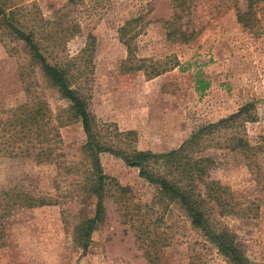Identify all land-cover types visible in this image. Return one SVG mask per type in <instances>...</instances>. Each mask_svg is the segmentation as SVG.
Masks as SVG:
<instances>
[{
  "label": "rangeland",
  "instance_id": "obj_1",
  "mask_svg": "<svg viewBox=\"0 0 264 264\" xmlns=\"http://www.w3.org/2000/svg\"><path fill=\"white\" fill-rule=\"evenodd\" d=\"M12 1L47 60L66 72L86 101L97 131L115 146L167 154L203 127L253 104L251 119L238 124L239 131L264 154V1L248 29L237 17L238 9L246 12V0H192L182 30L201 32L187 44L167 38L164 24L176 11L172 0H84L70 7L67 0ZM134 20L124 36L121 29ZM126 40L139 71L124 70L130 58ZM38 101L50 110L52 125L66 122L52 144L61 156L57 163H37L21 149L17 157L1 154L0 194L17 189L52 203L18 209L4 220L0 264H152L148 255L154 264H229L177 203L162 201L159 187L139 168L111 153L99 156L103 173L112 178L105 213L90 238L82 239L97 203L84 185L90 175L83 125L71 119L69 102L26 44L0 27V112L7 113L1 118ZM233 134L222 130L204 140L199 155L218 156L211 179L234 190L240 214L223 215L209 201L206 207L213 228L231 231L248 258L264 264V160L256 177L240 155L224 149ZM10 135L0 131V148ZM117 184L130 188L122 200L130 206L126 216ZM141 219L151 232L143 238L146 245L138 241L142 229L135 221Z\"/></svg>",
  "mask_w": 264,
  "mask_h": 264
},
{
  "label": "trees",
  "instance_id": "obj_2",
  "mask_svg": "<svg viewBox=\"0 0 264 264\" xmlns=\"http://www.w3.org/2000/svg\"><path fill=\"white\" fill-rule=\"evenodd\" d=\"M83 1L67 0V6H77ZM246 1V12H241L238 9L237 17L240 24L245 28L251 29L253 28L252 22L256 20L255 8L264 0ZM172 2L176 11L173 17L164 24L168 30L167 38L173 43L187 44L201 32L188 34L182 30V21L185 19L183 13L191 8L192 0H172ZM20 11L12 0H0V27H3L7 32L26 44L32 53L33 59L41 65L44 74L53 87L69 102L72 112L71 119L81 121L87 136L84 151L88 158L90 179L84 185H86L85 190L96 197L97 203L94 217L83 224L82 239L88 240L90 238L91 233L95 230L105 213V192L112 178L103 173L99 156L102 153H111L121 157L130 166L139 168L143 178L159 187L162 201L167 200L177 203L191 220L193 227L202 229L206 233L207 239L217 248L220 255L229 264H259L248 258L244 251L237 246L236 236L231 231L226 228H213L210 223V214L206 207V201L213 202L221 209L220 213L223 215H239L240 208H238V211L235 210L239 204L234 198V190L222 186L218 181L211 179V171L217 166L218 156L199 155L204 140L222 130L231 129L234 134L229 140L228 146L224 149L229 153L240 155L244 159L245 166L249 168L252 174L256 177H261L264 160L262 146L251 145L245 133L239 131V125L244 126V121L251 119L250 113L254 111L255 106L248 104L233 116L203 127L195 132L191 139L179 149L167 154H153L143 151L128 153L124 148L115 146L114 142H111L97 131L96 119L90 113L86 101L71 88L66 72L47 60L42 53V48L36 41L35 32H28L25 29ZM136 21L130 22L121 29L124 36L127 35V27ZM129 41H125L130 50V58L126 62L124 70L126 72L139 71L142 66L134 64L131 58L132 50ZM160 74V72H155L153 76ZM204 89L205 87H202V90ZM3 113L7 114L2 111L0 115ZM10 113H8L6 118H1L0 116V127H3L0 128V131L11 134L10 138L2 141L0 155L7 154L11 157H17L19 154L15 150L21 149L26 158L33 159L37 163L44 161L57 163L61 155L56 154L52 144L60 137L59 133L56 132L57 128L66 122L57 120L58 125H52L50 110L45 103L39 101L33 104H22ZM18 143L21 146L16 148ZM23 147H25V150ZM117 185L118 197L122 201L125 195L130 193V188L123 187L120 184ZM201 186H203V189L200 188ZM51 203V200L45 197L24 192L20 193L17 189L2 192L0 194V250L5 246L4 220L11 217L18 209H32L47 206ZM129 207L127 201H124V203L122 201V211L125 216ZM135 208H140V205H137V207L135 205ZM135 222L141 223L139 226L142 229L139 232L138 241L142 245H146L145 240L151 234L149 226H144V219H141V222L138 220ZM143 238L146 239L143 240ZM148 257L150 262L154 264L155 260L149 255Z\"/></svg>",
  "mask_w": 264,
  "mask_h": 264
}]
</instances>
